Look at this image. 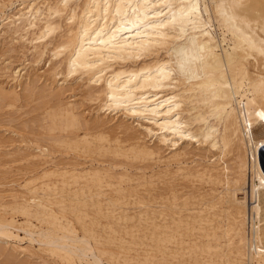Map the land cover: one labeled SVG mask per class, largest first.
I'll use <instances>...</instances> for the list:
<instances>
[{
	"label": "bare ground",
	"instance_id": "bare-ground-1",
	"mask_svg": "<svg viewBox=\"0 0 264 264\" xmlns=\"http://www.w3.org/2000/svg\"><path fill=\"white\" fill-rule=\"evenodd\" d=\"M77 1L54 0L46 14L28 3L0 23L8 20L2 24L6 32L19 35L37 60L53 44L52 77L80 83L83 97L97 104L95 121L99 112L119 114L122 126L124 120L129 126L136 123L155 145L136 141L127 150L118 143L113 148L100 135L80 139L67 134L70 140L61 142L55 132L77 133L85 119L67 103L48 105L52 109H46L48 125L43 129L53 143L48 141L51 148L42 143L41 151L38 141L39 155L64 144L66 151L114 161L105 160L109 170L86 172L77 171V164L38 170L35 163L24 174L30 176L23 181V191L10 190L7 202L0 197V244L21 241L22 232L51 264H243L246 258L250 264H264V132H254L264 126V0ZM4 8L0 0L1 15ZM52 89L47 93L59 94L58 88ZM10 91L2 97L11 100ZM199 98L210 105L208 111L195 113ZM194 144L215 151L216 162L207 164L211 157L195 154L206 165L199 161L202 166L181 168L189 154L186 148ZM162 148H171L167 160L175 161V172H153L146 178L141 174L144 184L137 183L141 176H136L135 187H122L131 184L127 172L119 173L120 178L111 172L118 158L127 167L159 161ZM180 181L190 184V196L181 192ZM209 186L210 191H222L210 195ZM131 206L138 212L123 208ZM136 218L145 224L142 237L147 241L141 261L127 257L130 241L115 237L123 232L132 238L128 223ZM187 234L194 241L186 242L187 249H176L185 246L177 238ZM221 239H226L223 244ZM174 243L175 251H169L166 245ZM118 250L126 255L120 257Z\"/></svg>",
	"mask_w": 264,
	"mask_h": 264
},
{
	"label": "rangeland",
	"instance_id": "rangeland-1",
	"mask_svg": "<svg viewBox=\"0 0 264 264\" xmlns=\"http://www.w3.org/2000/svg\"><path fill=\"white\" fill-rule=\"evenodd\" d=\"M4 1L6 4V8H4L2 10V12H3L2 15L0 14V22L6 17V15L12 16V15L16 14L18 9L25 7L28 3L33 4L35 9H39L42 13L46 14L47 13V11H46L47 7L50 4H53L54 0H30V1H26V2H22L21 0H4ZM77 2L81 4L82 0H78ZM10 3H12V4L9 5ZM7 21L8 20L4 21L2 24L7 23ZM2 24L0 23V87L3 88L6 93L11 92L10 90H12L14 95L11 93L12 99L8 100V97H7V99L3 98V97H5L4 96L5 92L4 91L0 92L1 93L0 94V173H1V171H3L0 174V190L3 189L1 191L5 192V190H6V192H9L11 190L10 192L13 191V193L16 190H18L17 192L23 191L22 187L25 183L23 181L26 179V177L30 176V175H24V174H26V172H27L26 170L33 169V167H34L33 165H35V163H36L35 167H38V170H39V168L41 170V169H49V168L54 169L55 167L60 168L62 166L71 167V166H73V164H77L76 165L77 167L76 166H73V167L75 169H77V171H80V172L81 171L86 172L88 170H100L99 168L102 169L103 167H104L103 170H109L110 169L111 164L110 165L107 164L111 159V158H109V156L106 159H105V157L100 158V156H96V155H94V157L92 156L94 159L91 156L85 155V157H84L82 155L75 154L74 152L72 153V152L66 151L64 144L57 145V146H59L58 148H52L49 150V148H51V146H52V145L50 146V144H52L53 142L51 143L46 138L48 136H45L46 131L44 132L43 127H46L48 125V122L44 118H45V114L49 113L48 110L51 108V107H48V105L51 106V104H53L52 105V107H53L56 105V104H54L56 102L62 103L63 105L67 103L65 106H67V105L73 106L74 109L76 108L75 111L77 110V113H79L81 115L82 120L85 119L83 121L86 122L85 124L82 123L84 125L81 124V126H79V128L76 130L77 133L75 132L74 129H69L67 131L55 132L54 134H56V135H54V136L55 137L58 136L59 140L61 142L62 141L65 142V141L70 140V139H67V138H70L67 136V134H68L70 136L71 135L72 136H74V135L79 136L80 139L83 136H84L83 138H88V139H90V137H91V139L104 137L107 139L106 141H109V144H111L113 148L116 145V143H118L119 146L121 145L120 146L121 148H124V149L126 148L125 150H127L129 148L128 145L131 144L130 142L134 143V142L138 141L140 143H145L148 146L155 145V141L153 139H149V137H146L144 134L141 133V130L136 126V123L129 126L130 121L128 122V121L124 120L123 121L124 125L122 126V119H121V117H119V114L118 115H113V114L111 115L110 114L108 116H104L102 114V112H99V115H98L99 120L97 119L95 121V118H97V115H96L97 114L96 113L97 112V104L94 102L87 101L83 97L82 88L80 89V87H79L80 83H78V81L77 82L70 81L69 79H68V82L65 83V82H63L64 79H63V76H61V75H57L56 77H52L50 68H52L55 60H54V58L51 57V53L49 51L52 49L53 44L49 45L48 50L46 51L47 53H45L41 59L37 60L36 56H34V54L32 53L31 46H29L28 44H25V43H23V45H22V42L20 41V39L18 37L19 35H15L17 40H18V42H17V40L14 38L15 36H12L14 34L7 33L6 31H8V29L5 28L6 26H4ZM213 29L215 30L216 33L214 32ZM212 30H213L214 35L215 34L217 35L216 38H219L218 40H220L221 36H220V32L217 30L216 24H213ZM36 32L37 31H35L34 33H36ZM31 38H33V36H26L25 37V39H29V40H31ZM51 39H53V38H51ZM51 39H49V40H51ZM49 40H48V42H49ZM16 71H18V74L14 75L13 72H16ZM27 75H29L31 77L30 80H28V81H26V78H25V76L27 77ZM21 76L23 79H20ZM55 81H58V84H56ZM26 84H28V86H29L28 90L24 89ZM46 86H47V88H46ZM52 88L54 90H56L58 88L57 90H59V92L56 90V92L59 93L58 94L59 96L56 93L58 98H54V97H56L55 93L50 94L51 93L50 89H52ZM44 90H46V91H44ZM48 91L50 93H47ZM45 95H46V97H45ZM50 97L52 99H50ZM13 98H15V99H13ZM50 100H51V103H50ZM201 100H202V98H199L198 101L195 103V107H196L195 113H200V112L204 113L210 109V107H209L210 105H207V103H205L204 101H201ZM42 106H43V108H42ZM46 109H48V110H46ZM51 109H50V111H51ZM40 114L43 115V118ZM262 125H264V124H262ZM68 131H71V132H69L70 134L67 133ZM72 131L75 132V134H72ZM254 132L256 135L262 134V132H264V126L257 127V129L254 130ZM99 135H100V137H99ZM132 138H134V139H132ZM71 139H72V137H71ZM38 141L41 142L40 143L41 147H42V145H41L42 143H43V145L47 144V146L50 143L49 148H48V153L45 152V155H42V154L39 155L40 153H38V151L39 152H40V150L45 151V148L42 147V149H40V150L37 149L36 145H39ZM48 141H49V143H48ZM34 143H35V145H33ZM106 144L107 143H105V145ZM53 146L57 147L56 145H53ZM179 146L183 147L184 145H179ZM197 146H198V144H194V146L190 145L186 148L188 150L189 154H187V156L184 157L186 159L185 160L183 159L184 162L181 165V168L184 167L183 169L189 170L190 168L194 169V166L197 167L198 165L202 164V162L204 160H200L197 157H194L195 154H199V155H203V154L205 155L206 154L209 157H211L212 160L209 158L210 163H207V161H204V163H203L204 165H206L205 163L211 164L213 160H214L213 162H216L215 160H217L216 159L217 156L214 155L215 151L207 152L206 146L204 144L201 148H200V146L198 147V148H200V150L197 149ZM170 149L171 148H169V149L162 148L160 150L161 159H159V161L156 159L157 161L155 160L154 162L144 161L142 163H135V164L131 165L133 168L131 166H130L131 168L129 166L127 167V166H125V164L121 165V161H120V160H122L121 158L115 159L118 162L117 161H115L114 163L112 162L114 165L117 162V165L114 166L112 164L111 172H114V173L117 172L118 173V174H116L117 175L116 178H120V177H118V176H122L120 174L127 172V173H125V175L127 178L130 179L131 184L130 183H124V184H122V187H127V186L130 187L131 185H133L135 187V185L137 183H139V184L143 183L144 184V179H142L141 174L143 175V177L145 176L144 178H146V177H149L150 174H153V172H154V174H156L155 172L158 173L160 171L161 172L163 171V173H164L167 170L168 171L171 170V172H175L177 167H178L176 165L175 161L173 162V161L167 160L168 156H170V154L172 153V150H170ZM38 155L42 156V157H38ZM74 155H77V156L74 157ZM213 155L215 157L212 158ZM96 157H98L101 162ZM231 158H232V156L230 155L229 157H227V160H230ZM27 159H29V160L27 161ZM105 160H108V162H106ZM227 160L224 159V161H227ZM111 161H114V160H111ZM96 162H98V164ZM102 162H103V164H102ZM31 163H33V164L31 165ZM40 163L42 165H40ZM28 164L31 165L30 168H27V167H29ZM53 164H58V166L53 165ZM67 164H69V166ZM26 165H27V167H26ZM37 165H40L41 167L37 166ZM202 165H200V166H202ZM185 166L189 167V168H186ZM80 168H81V170H80ZM124 168H126V169H124ZM199 168L200 167H198V169ZM24 169H25V171H24ZM113 175H115V174H113ZM131 175H134L135 177L141 176L140 177L141 181H138L139 177L133 178V176H131ZM248 175H249V173L247 174V177H248ZM23 177H24V179H23ZM132 180H134V182ZM135 180L138 182L136 183ZM180 182L182 184H180L179 182H177V183H179V185H182L181 186L182 188L181 187L179 188V186L177 188L181 189V192H183L184 194H186L187 192H189V193L192 192V191H190V189H191L190 184L184 183L183 181H180ZM159 186L161 187V185H159ZM139 189H140V187H139ZM246 190H247V187H246ZM220 191H222V189H220V188H218L217 191H210V186H209V193H211L210 195H214V196L216 194L218 195V193L219 194L221 193ZM4 192L2 193L3 195H0V197L2 199L5 198L3 201L7 202L8 200H10L11 194H10V192L9 193H6V192L4 193ZM189 193H187L185 195V197L188 196ZM13 195H15V194H13ZM16 195H18V194H16ZM6 196H9V197L6 198ZM189 196H190V194H189ZM123 208L125 211H127L130 214L138 212V209L134 206L123 207ZM134 208H135V210H134ZM19 219L20 218H17L16 220L18 222L22 223V220L21 219L19 220ZM136 220H137V218L135 220H133L132 222L128 223V226L132 227V228L130 227V231H132V233L134 234L133 235L134 238L133 237L131 238V237L123 234V232H119L118 234L115 235V237L117 239H123V237H124L123 241H126V243L130 241V245H127L128 247L130 246L129 247L130 250L128 252L125 251V253H127V257H131V260H132V258L136 259V260L138 258V260L141 261L144 257V253H145V251L143 253V250H146L145 248H146V244H147V241L144 240V238L142 237L144 234V231H142V230H143V227L145 224L143 222L141 223L138 220L137 221ZM122 226L123 225H121L120 228L124 227V226L123 227ZM131 229H133V230H131ZM135 230H137V232L140 231V232H138V235L136 234L137 232ZM18 234H19V239L21 241H12V242H10V244L9 243L8 244H0V264H18V263L24 264L26 262H27V264L28 263L29 264L30 263L31 264H51L52 263L49 258L46 259L45 255H43L42 253H39L37 251L38 250L37 244L30 245L27 242V240L23 238L24 235L22 232H19ZM135 235H137L136 237H137L138 241L136 240ZM184 235H186V234H184ZM218 235H220V234H218ZM190 236H192V235L187 234L186 238H185V236L184 237L182 236L181 238L180 237L177 238L178 242H181V241L184 242L185 241V246L183 245L184 243L181 245L182 247L181 246L177 247L175 245V243H174V245L173 244H167L166 246H167L168 250L170 251L172 249L171 251H175L176 247H177L176 249H178V248L187 249V247H189L188 244H191L194 241V237L193 236L190 237ZM179 239H182V240L180 241ZM190 240H192V241H190ZM225 240L226 239H223V240L221 239L220 243L223 244L225 242ZM132 241H134V242H132ZM135 242H136V245L134 244ZM186 242H188V244H186ZM115 243H118V242L116 241ZM131 243L134 245H132ZM144 243H145V245H143ZM209 244L214 245L215 243L212 242L209 238ZM144 246H145V248H144ZM25 248L28 251H26ZM23 250H25L26 252L23 253L24 252ZM34 252H35V254H34ZM117 253L119 254L120 257H124L126 255L122 251L120 253V250H118ZM31 254H34V256L31 257L30 256ZM38 255H39V257H38ZM41 257L42 258L44 257V258L40 260ZM29 259L30 260L32 259L33 261L35 260L34 263H33V261H29ZM43 261L44 262L46 261V263H42ZM176 261H177V259L172 260L171 262L176 263ZM132 262H133V264H135L134 260L130 261L129 263L132 264ZM103 264H106V263L103 262ZM139 264H143V262L141 261ZM243 264H250V262L246 258V260L244 261Z\"/></svg>",
	"mask_w": 264,
	"mask_h": 264
}]
</instances>
